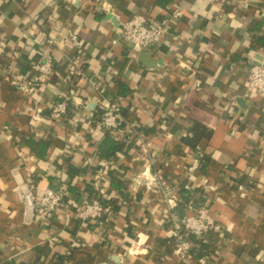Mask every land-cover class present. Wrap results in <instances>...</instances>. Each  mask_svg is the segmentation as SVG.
Listing matches in <instances>:
<instances>
[{
    "label": "crops",
    "instance_id": "crops-1",
    "mask_svg": "<svg viewBox=\"0 0 264 264\" xmlns=\"http://www.w3.org/2000/svg\"><path fill=\"white\" fill-rule=\"evenodd\" d=\"M156 2L0 0V264H182L171 233L187 213L177 207L182 193L219 227L192 264H264V97L247 87L264 57V0ZM136 13L167 27L150 67L111 44ZM40 55L52 61L50 77L19 90L14 82L32 79ZM76 56L105 89L98 101L118 103L135 135L105 133L92 118L102 105L66 71ZM64 100L67 114L52 117ZM195 122L211 134L192 148ZM107 137L117 148L101 159ZM29 139L48 144L42 159ZM198 152L208 162L189 174ZM153 176L167 190L147 189ZM62 188L54 215L39 217L34 197ZM92 194L110 208L81 221L75 210Z\"/></svg>",
    "mask_w": 264,
    "mask_h": 264
},
{
    "label": "built area",
    "instance_id": "built-area-1",
    "mask_svg": "<svg viewBox=\"0 0 264 264\" xmlns=\"http://www.w3.org/2000/svg\"><path fill=\"white\" fill-rule=\"evenodd\" d=\"M74 2V1H73ZM166 25L152 22L148 16L142 13H136L128 20L120 24L114 36L111 39L112 45L121 43L125 46L126 51L135 56L139 52H144L150 57L157 53L162 45L166 33ZM71 42L77 40L76 35H70ZM41 57L30 64L29 71L32 75L26 83L15 81L14 84L19 90L31 92L33 90V82L41 81L50 77L52 73V61L49 57L40 55ZM80 56L67 59L66 71L70 77L75 79H83L88 87L91 88L93 99L102 105V111L93 115L100 128L105 133H114L119 128L126 129L127 135L132 136L137 133L133 123L123 121L120 117V105L116 102L101 103L98 101L97 95H102L104 87L94 77L85 74ZM247 87L249 93L264 97V66L252 65L248 69ZM67 101H60L50 107L51 115L54 118H62L67 114ZM202 153H197V159H194L188 168V173L196 171L200 165ZM104 174V172H103ZM146 179V178H145ZM147 189L151 186L155 188H163L167 190L164 184L155 176L149 177ZM162 184V185H160ZM66 194V189H46L41 194L34 197V208L39 217L45 219L51 218L62 204L63 196ZM176 196H172L166 200L168 206H174ZM108 212L102 203L96 199L84 201L82 205L76 208L75 217L81 221L89 222L101 218ZM182 232H179V231ZM211 231H219V227L210 217L207 208L204 205L189 204L187 213L180 219L179 223L173 225L172 236L174 238V253L182 264H192L193 256L191 254L192 242L184 239L185 235L192 238V241L202 239ZM136 247V244L133 243Z\"/></svg>",
    "mask_w": 264,
    "mask_h": 264
},
{
    "label": "trees",
    "instance_id": "trees-1",
    "mask_svg": "<svg viewBox=\"0 0 264 264\" xmlns=\"http://www.w3.org/2000/svg\"><path fill=\"white\" fill-rule=\"evenodd\" d=\"M169 1H171V0H157L156 3L158 6L162 7V6H165ZM189 134H190V136L187 137L185 140H187L186 142L191 144V147L194 148L195 145H193L191 143L192 141L197 143L201 139H208L211 133L204 126H202L200 123L195 122L193 124L192 128L190 129ZM27 145L29 148L34 150L37 157L42 159L48 144L44 143V142H40V141L38 142V141H35L32 139H29L27 141ZM116 148H117V141L107 137V139H105V141L98 147L97 155L101 159H109L115 154ZM207 162H208V159L203 155L202 158L200 159L199 168L202 170L204 168V166L207 164ZM89 193L91 194V192H89ZM92 196H94V198L98 199L105 208H108V207L110 208L109 203H106L105 201H103V199H101L100 196H97L95 194L94 195L92 194ZM189 203L199 204L198 201H196L191 196L190 193H182L181 199H179V201H178L179 205L177 207H179L182 210L184 209V211H185V210H187ZM103 217H104V215L101 218L96 219V221L102 219ZM179 232H182V231L180 230ZM185 236L186 237H184V239L192 242V248H191L192 256H197L198 252H202L201 251V250H203L202 249L203 247L201 245L202 239L197 240V241H192V238L190 237V235L189 236L185 235ZM57 264H66V261L62 257H58V263Z\"/></svg>",
    "mask_w": 264,
    "mask_h": 264
},
{
    "label": "water",
    "instance_id": "water-1",
    "mask_svg": "<svg viewBox=\"0 0 264 264\" xmlns=\"http://www.w3.org/2000/svg\"><path fill=\"white\" fill-rule=\"evenodd\" d=\"M139 61L145 66V67H150L155 61L146 53L144 52H139ZM255 64L264 66V57H261L259 55H256L255 57Z\"/></svg>",
    "mask_w": 264,
    "mask_h": 264
}]
</instances>
